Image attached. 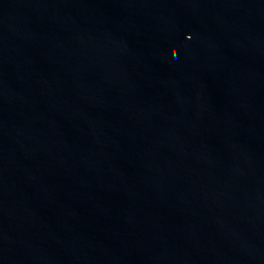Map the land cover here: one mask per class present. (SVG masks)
Listing matches in <instances>:
<instances>
[{"label": "water", "instance_id": "obj_1", "mask_svg": "<svg viewBox=\"0 0 264 264\" xmlns=\"http://www.w3.org/2000/svg\"><path fill=\"white\" fill-rule=\"evenodd\" d=\"M0 264H264V0H0Z\"/></svg>", "mask_w": 264, "mask_h": 264}]
</instances>
